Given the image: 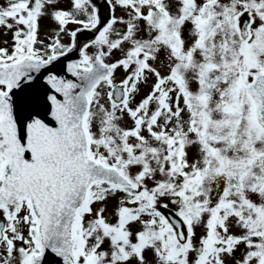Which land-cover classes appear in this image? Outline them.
I'll return each mask as SVG.
<instances>
[{"label": "snow or ice", "instance_id": "6c2138e0", "mask_svg": "<svg viewBox=\"0 0 264 264\" xmlns=\"http://www.w3.org/2000/svg\"><path fill=\"white\" fill-rule=\"evenodd\" d=\"M0 264H264V0H0Z\"/></svg>", "mask_w": 264, "mask_h": 264}]
</instances>
